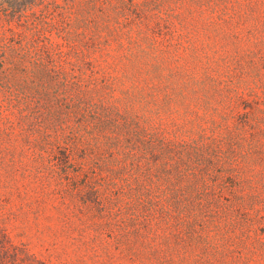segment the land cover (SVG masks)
Listing matches in <instances>:
<instances>
[{"label":"trees","instance_id":"1","mask_svg":"<svg viewBox=\"0 0 264 264\" xmlns=\"http://www.w3.org/2000/svg\"><path fill=\"white\" fill-rule=\"evenodd\" d=\"M160 1L69 4L2 47L0 125L24 140L0 150V264H185L160 247L251 264L241 247L264 250V0ZM46 59L57 105L30 139L42 104L20 79Z\"/></svg>","mask_w":264,"mask_h":264},{"label":"rangeland","instance_id":"2","mask_svg":"<svg viewBox=\"0 0 264 264\" xmlns=\"http://www.w3.org/2000/svg\"><path fill=\"white\" fill-rule=\"evenodd\" d=\"M85 0H0V56L2 55V47L12 41L14 43L19 42L26 36L33 38L31 35L40 28H49L52 22V16H55L57 24H62V18L67 5L75 6L76 8H83ZM161 6L166 9H170L173 6L171 0L160 1ZM47 37L48 32L42 31ZM52 38L55 42L61 41V36L58 31L52 33ZM22 36V38H21ZM196 43L198 48L204 47L207 39L203 35H193L192 41ZM116 44L113 45V47ZM193 54V53H192ZM198 54H202L198 52ZM31 61L34 62V59ZM44 67L39 71H34L31 64L28 65L26 74L21 78L22 82L20 89L30 95L32 102H39L42 104L41 112L39 116L38 126H32L33 131L29 134L30 139H36L38 135L45 136L48 128V119L51 112L50 106H56L57 101H53L58 94L57 86L51 78L50 69L52 66L48 59L44 60ZM37 70V69H36ZM1 77V73H0ZM61 84V82H59ZM59 88V87H58ZM30 98V97H28ZM9 113H5V116ZM14 120V117H10ZM1 122V121H0ZM6 131V123L2 122L0 125V142L4 143L0 150L2 151H14L22 150L19 146L24 138L20 130H16L8 136ZM16 241L24 240L23 237H17V232H13ZM13 236V238H14ZM21 238V239H20ZM149 249L150 247H146ZM170 248L172 251H176L177 260L185 264H195L197 252L204 251L209 248H222V247H160ZM236 248V247H229ZM32 252L38 254L42 250L40 247H30ZM40 253V252H39ZM181 253V254H178ZM242 262H248L251 264H264V250L262 247H241ZM146 264H152V261L147 254L145 257Z\"/></svg>","mask_w":264,"mask_h":264}]
</instances>
